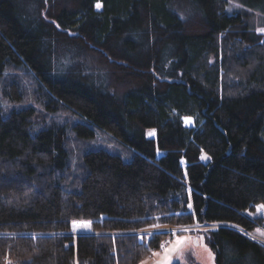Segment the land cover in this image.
<instances>
[{"label":"trees","instance_id":"1","mask_svg":"<svg viewBox=\"0 0 264 264\" xmlns=\"http://www.w3.org/2000/svg\"><path fill=\"white\" fill-rule=\"evenodd\" d=\"M258 14L264 0H0V264H142L169 234L138 232L195 225H220L200 231L215 264H264L247 235L264 228Z\"/></svg>","mask_w":264,"mask_h":264},{"label":"rangeland","instance_id":"2","mask_svg":"<svg viewBox=\"0 0 264 264\" xmlns=\"http://www.w3.org/2000/svg\"><path fill=\"white\" fill-rule=\"evenodd\" d=\"M100 7L101 6H99L98 9H100ZM261 16L262 15L259 14L254 15L248 23L254 25L256 23L254 19H256V27L259 25L263 26L264 21ZM261 32L263 33L264 29H261ZM60 119H63V117ZM184 123L189 127L194 124V121L192 118H184ZM255 216L263 217L264 208H261L259 212L257 211ZM83 223H88L89 226H80ZM77 225V228L73 230L72 233L74 236L93 232L92 223L89 221H79ZM219 226L220 225H195L193 227L155 226L146 228L138 232V234L152 236L155 233H167L169 234V238L166 240L162 250L156 251L151 258L145 260L142 264H165L166 256L168 258L167 264H215V254L200 231L216 229ZM185 229L188 230L185 231ZM261 233H264V228H258L247 235L252 239L255 237L254 240L264 245V242H262L264 241V236H261ZM177 241H183V243L177 244ZM165 249H168V251L166 252Z\"/></svg>","mask_w":264,"mask_h":264},{"label":"snow or ice","instance_id":"3","mask_svg":"<svg viewBox=\"0 0 264 264\" xmlns=\"http://www.w3.org/2000/svg\"><path fill=\"white\" fill-rule=\"evenodd\" d=\"M100 5L98 4L97 5V7H99ZM261 208H264V205H261V206H258V208H257V211L259 212L260 211V209ZM77 222H73V230H75L76 228H77ZM80 226H82V227H88L89 226V224L88 223H83V224H81ZM188 229H185V231H187ZM259 231V230H258ZM261 236H264V233H261ZM253 239H255V237H253ZM262 242H264V241H262ZM181 243H183V241H177V244H181ZM161 247L162 248H164V245H161ZM165 251L167 252L168 251V249H165ZM155 254V253H154ZM167 262H168V258H167V256L165 257V264H167Z\"/></svg>","mask_w":264,"mask_h":264}]
</instances>
